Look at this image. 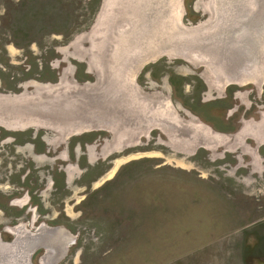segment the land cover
<instances>
[{"label": "rangeland", "instance_id": "1", "mask_svg": "<svg viewBox=\"0 0 264 264\" xmlns=\"http://www.w3.org/2000/svg\"><path fill=\"white\" fill-rule=\"evenodd\" d=\"M165 13L111 115L106 67ZM221 39L263 67L264 0H0V264H264V79L224 81Z\"/></svg>", "mask_w": 264, "mask_h": 264}, {"label": "bare ground", "instance_id": "2", "mask_svg": "<svg viewBox=\"0 0 264 264\" xmlns=\"http://www.w3.org/2000/svg\"><path fill=\"white\" fill-rule=\"evenodd\" d=\"M162 13V12H161ZM164 13V12H163ZM139 32V31H138ZM196 32H199L196 30ZM141 36H144L141 37ZM122 57L119 59L123 62L124 68L121 72H117V70L110 73L109 66L106 67L107 69V78L109 80L110 90H114V87L117 89H121L122 92L125 93L126 96L121 97L120 102V108L122 111L119 112V110L116 108V105L113 103L112 107L114 108V112L110 111L111 115H116L118 113H124L127 115V118L129 121L131 120L130 114L133 112V109L136 107L135 105L139 104L140 99L138 97V93L136 92V88L132 87L134 82V77L136 76L139 69L148 61L152 60L157 56V53L166 51L168 53H172L173 46L171 45L172 42V30L170 28V19L168 18V15L165 13V16L163 19H161L160 23L157 24L152 28V30L148 33L147 31H143L142 33L139 32L131 34L130 37L126 39H122ZM227 40V41H226ZM223 40L221 39L219 44L222 43L221 48L219 49L221 61L224 63L225 69L229 68L228 70H231V74L227 73L224 77V81H234V82H248V81H258L264 79V66L259 67L256 66L255 69L250 71V74H242V70L245 68V63L247 66H250V62L247 63V61L241 57L243 56V53L235 52V50L228 46L233 41H230L228 39ZM241 47V46H240ZM245 46L241 47L242 52L246 51L247 55H249V43L247 42L246 48ZM117 48V46H115ZM230 48L232 50H230ZM119 50V49H118ZM124 53L126 54V60L124 61ZM178 53V52H176ZM245 53V54H246ZM246 58V57H245ZM127 64V65H126ZM239 68V70H235L236 68ZM113 75V76H112ZM218 76V75H217ZM108 86V85H107ZM123 95V94H122ZM140 105V104H139ZM96 118V117H95ZM98 118V117H97ZM107 120V119H105ZM91 120L90 122H92ZM94 121H97L94 120ZM100 124L98 126H105L101 124L102 122H99ZM119 123L118 120L113 124V126L117 125ZM89 125H92V123H89ZM87 126V127H88ZM44 231V232H43ZM41 233H37V235L33 236V239L29 242L31 243V249H34L36 247L42 246L47 247L54 245L55 237L57 234L62 233L61 228L56 229H43ZM47 231V233H45Z\"/></svg>", "mask_w": 264, "mask_h": 264}]
</instances>
